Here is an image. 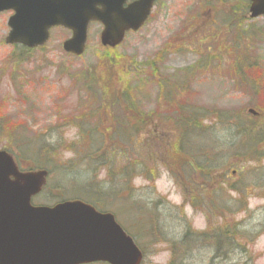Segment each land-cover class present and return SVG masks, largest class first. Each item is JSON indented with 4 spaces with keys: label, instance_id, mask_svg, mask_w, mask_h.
Listing matches in <instances>:
<instances>
[{
    "label": "rangeland",
    "instance_id": "rangeland-1",
    "mask_svg": "<svg viewBox=\"0 0 264 264\" xmlns=\"http://www.w3.org/2000/svg\"><path fill=\"white\" fill-rule=\"evenodd\" d=\"M244 1L158 0L146 23L138 31L128 32L115 48L103 47L99 41L101 26L90 23L85 51L80 56L63 50L62 42L70 32L62 27L51 29L43 46L20 52L19 46L4 42L11 12L0 13V150L10 151L22 167H29L36 161L34 145L47 143L55 149L49 154L51 161L45 162L61 166L60 173L58 170L48 175L46 188L32 203L51 205L69 198L65 193L69 188L66 174L80 171L84 179L77 184L90 182L85 172L87 163L77 157L76 147L70 148V144L81 142L80 126L88 129L94 123L90 119L79 121V115L101 103L98 85L108 88L112 97L129 84L141 97V112L150 116L146 134L139 138L138 162L147 169L130 184L128 181V188L122 189L118 181L112 183L116 187L111 190L121 189L117 196L97 199L96 204L114 213L139 244L144 255L141 264H167L172 239L181 238L185 232L189 238L180 244L188 245V250L177 252L182 257L180 264H264V157L248 160L246 150L242 157L236 147H228L226 139L233 133L216 120L218 112L241 120L249 115L248 109L264 108V18L244 15ZM237 57H246L253 67L248 68L245 62L241 66ZM152 64L157 66L153 75ZM235 66L242 72H236ZM188 67H192L190 73L182 71ZM90 72L97 86L86 84ZM163 78L165 82L175 79L185 84L184 89L175 90V98L169 102L160 96L165 86L157 83ZM182 100L200 116L202 132L191 135L193 145H211L212 155L219 156L214 165L219 168L210 173L217 175L225 170L226 187L235 185L240 191L221 190L212 197L214 188L209 186L204 193L206 199L194 202L203 177L194 166L178 171L177 129L174 122H169L173 114L168 109H173L174 101ZM101 111L102 129L108 128L113 119L108 114L115 110L106 107ZM84 144L85 140L79 147ZM150 151L156 161L148 158ZM127 154L126 161L117 154L109 158L119 166L130 163L131 151ZM72 164L76 167L66 172ZM96 174L98 182L110 176L104 167ZM241 194L245 201L237 204L235 198ZM221 202L227 212L223 215L214 211ZM212 220L213 224H239L243 234L236 228V242L246 251L238 247L230 262L212 259L210 241L193 237V233L206 230Z\"/></svg>",
    "mask_w": 264,
    "mask_h": 264
},
{
    "label": "water",
    "instance_id": "water-1",
    "mask_svg": "<svg viewBox=\"0 0 264 264\" xmlns=\"http://www.w3.org/2000/svg\"><path fill=\"white\" fill-rule=\"evenodd\" d=\"M123 1L0 0V12L14 11L5 42L41 46L49 29L61 25L71 30L63 49L80 55L88 23L95 20L103 25L101 45L115 47L126 31L141 27L155 0H135L125 8ZM259 16H264V0H250L249 17ZM248 112L256 114L253 109ZM46 176V170L19 171L11 155L0 151V264L141 263V250L113 214L98 212L80 200L32 205Z\"/></svg>",
    "mask_w": 264,
    "mask_h": 264
},
{
    "label": "trees",
    "instance_id": "trees-1",
    "mask_svg": "<svg viewBox=\"0 0 264 264\" xmlns=\"http://www.w3.org/2000/svg\"><path fill=\"white\" fill-rule=\"evenodd\" d=\"M243 6V13L244 15L247 14V8H248V0H245ZM234 12V10H233ZM231 18V17H230ZM225 21H228V18H225ZM20 52H28L30 50H27L25 48L20 47ZM242 56V53H240ZM243 58V59H242ZM237 59H241V66L242 62H245L246 65H248V68H251V64H248V59L246 57H237ZM256 62V61H254ZM154 63V62H151ZM152 75L154 71H157V66L155 64H152L149 66ZM192 67L184 68L182 71L186 73H190ZM246 68V67H244ZM247 69V68H246ZM234 70L236 72L241 71L240 67L235 66ZM235 72V73H236ZM242 72V71H241ZM92 72L88 73L89 79L87 80L86 84L90 82L89 84H95L96 86L97 81L94 79V77L91 75ZM108 77V76H107ZM90 80V81H89ZM164 80V81H163ZM166 79H160L157 84L159 86L164 85L165 87L160 91V96L165 99H161L164 102L172 101L175 98L174 92L176 89H184L185 84L182 85L181 83H178L175 79L170 82L166 81ZM167 83H169L167 85ZM129 85V84H128ZM124 86L121 90L120 94L113 95L110 97V94L108 92V88H102L98 85V93L101 97V103L98 107L91 108L89 111H87L85 114L81 113L80 120H87L89 119L93 122V125H89L88 129L84 128L83 126H80L82 135L80 136L81 142H75V144H70V148L75 149V154L77 157L83 158L85 162L87 163L86 171L87 175L90 177L88 183H84L79 186L77 182L83 181V175L80 171L73 172L71 174H66V184L69 188H67V193L69 195V198L66 199H79L84 202H87L94 206L99 211H108L103 209V207H100L96 204V200L100 199L105 200L107 198L116 197L117 192H120L121 189H114L111 190L110 188H114L116 186H113L112 183L115 181H118L119 184L122 186V189L128 188V181L130 184V181L135 177L139 176L141 172H143L144 169H147L146 165L142 162H138L139 157L141 158V143H140V136L145 135V130L149 127V123L151 121L147 120L150 116L149 113L145 114L141 112L140 103H142L141 97L135 95L133 92V88L131 89L130 86ZM90 87V86H89ZM251 90V94H254V88L251 86L249 87ZM105 93V94H104ZM137 97V98H136ZM185 101H174L173 102V109H168V112H170L171 117H175L176 119H169V122H174L173 127L177 129V134L175 135V139H177V159H179L180 163L177 166L178 171H187L188 168H193V166L196 169H199L200 176L203 177L202 182L200 183V186L197 187V190H202V192H199L196 194L194 198V202H203L204 199H206V196H204V193L209 189V185H207L208 182L212 181V174L211 171H214L217 166H214L219 156L212 155L213 149L211 145H193L192 138L193 135H199L200 132H202L201 123L199 121V114L197 111H194L191 106L184 105ZM108 109H114L115 111L111 112L110 115L113 117L111 119V126L108 128L102 129V115L101 109L103 108ZM177 107V108H176ZM176 109V111H174ZM257 114L255 116L251 114L243 115L244 119H238L237 117H229L226 118L228 115L227 113L218 112V119L217 123L219 125L225 126L227 131L233 133L232 138L227 140L226 142L228 147H236L235 149L239 150V154L244 157L245 155H248V160L252 159H259L261 157H264V108L263 110H255ZM263 111V112H262ZM169 114V115H170ZM177 114V117L175 116ZM107 113H105V116H107ZM166 115L167 118L169 116ZM160 117V116H158ZM235 118V119H231ZM78 120V119H77ZM76 120V121H77ZM99 124V125H98ZM226 129H224L226 131ZM212 135V130H211ZM102 136H105V138H102ZM191 138V139H190ZM84 140L87 142V144H84L81 147H79L80 143L84 142ZM143 140V139H142ZM116 145L118 148H116ZM34 152L36 156V161L34 166H29L28 170L33 169H45L48 171V174L50 175L52 172L58 171L60 173L61 166L56 165H50L48 162L45 161H51V157L49 154L54 151L55 147L52 145H49L47 143H36L34 145ZM117 149H119L117 151ZM127 150L131 151L130 154V163L126 162L123 165L116 166L114 165V162L110 160L109 157L112 155H121V157L126 161L128 158ZM244 150L247 152L244 154ZM126 153V154H125ZM248 153V154H247ZM41 156V157H40ZM41 158L43 160L41 161ZM150 160L153 159L156 161V156L154 152H149ZM137 159V160H136ZM256 161V160H255ZM138 163V164H137ZM142 165V167H141ZM144 166L146 168H144ZM76 166L74 164L68 166L66 168V172L69 170L74 169ZM100 167L106 168V173L110 175L109 177H105V180L97 181V174L96 170H98ZM241 169V168H240ZM63 170L65 171V167H63ZM90 171V173L88 172ZM137 175H133V174ZM141 175V174H140ZM87 176V177H88ZM125 182V183H124ZM65 184V185H66ZM210 184V183H209ZM119 187L121 188V186ZM47 186V184H46ZM45 186V188H46ZM222 191L228 190V191H237L239 190L238 187L229 186V187H222ZM220 189V190H221ZM240 191V190H239ZM222 193V192H221ZM212 197L217 196L215 193H211ZM67 195V196H68ZM65 198L60 199L58 201L66 200ZM245 201L244 198L239 199V202L237 204H243ZM215 206L213 207V209ZM219 215H223L226 212L224 203H218L216 208L214 209ZM239 224H236V222H232V225H222L221 223L213 224V220L210 226L207 227L204 231H199L193 233V237L196 239L201 240H208L209 243L212 244L213 247V256L212 259H223L225 262L232 261L235 256V252L238 247H241V249H238L240 251H246L244 246L239 245L236 242V236L235 234L237 231H239L240 226ZM237 228V231H236ZM240 234H243L242 230L239 231ZM189 238V234L185 232V234L178 238L177 240L172 239L171 243V258L168 261L167 264H180V259L182 257H178L179 254H177L178 251L188 250V245L183 246V241H187ZM137 243V242H136ZM225 243V244H224ZM139 246V244L137 243ZM140 247V246H139ZM181 249V250H180ZM250 259V257H249Z\"/></svg>",
    "mask_w": 264,
    "mask_h": 264
},
{
    "label": "flooded vegetation",
    "instance_id": "flooded-vegetation-1",
    "mask_svg": "<svg viewBox=\"0 0 264 264\" xmlns=\"http://www.w3.org/2000/svg\"><path fill=\"white\" fill-rule=\"evenodd\" d=\"M131 1L132 0H124L123 3H122V7H126ZM156 2H157V0L155 1L153 7L155 6ZM96 8L100 9L101 6L99 4H97ZM151 12H152V10H151ZM150 15H151V13H150ZM94 23H97V24L101 25L99 22H94ZM217 168H219V167H217ZM217 168H216V170H217ZM216 170H214V171H216ZM222 171L223 172L217 173V175H214V173H213L212 174V181H210V182L207 183V185H209L210 187L214 188V190L212 192L215 193L217 196L219 194H221V190H222L221 188L222 187H226V180L224 178V177H226V174H224V173H226V171L225 170H222ZM216 179H217V181H215ZM241 195L242 196H239L238 195V197L235 198V201L236 202H239V199H241V198H245V196L243 194H241Z\"/></svg>",
    "mask_w": 264,
    "mask_h": 264
}]
</instances>
